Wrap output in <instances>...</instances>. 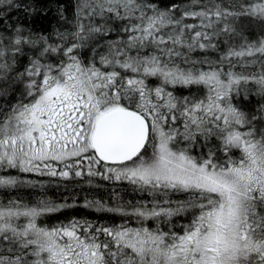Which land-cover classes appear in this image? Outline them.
<instances>
[{"label":"snow or ice","instance_id":"obj_1","mask_svg":"<svg viewBox=\"0 0 264 264\" xmlns=\"http://www.w3.org/2000/svg\"><path fill=\"white\" fill-rule=\"evenodd\" d=\"M0 264H264V0H0Z\"/></svg>","mask_w":264,"mask_h":264},{"label":"trees","instance_id":"obj_2","mask_svg":"<svg viewBox=\"0 0 264 264\" xmlns=\"http://www.w3.org/2000/svg\"><path fill=\"white\" fill-rule=\"evenodd\" d=\"M31 178L36 179L37 177H31ZM50 194H51V193H50ZM93 215H95V214H93Z\"/></svg>","mask_w":264,"mask_h":264}]
</instances>
